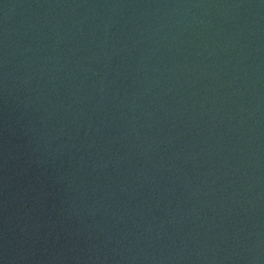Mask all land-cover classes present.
<instances>
[{
  "label": "water",
  "instance_id": "1",
  "mask_svg": "<svg viewBox=\"0 0 264 264\" xmlns=\"http://www.w3.org/2000/svg\"><path fill=\"white\" fill-rule=\"evenodd\" d=\"M0 264H264V0H0Z\"/></svg>",
  "mask_w": 264,
  "mask_h": 264
}]
</instances>
